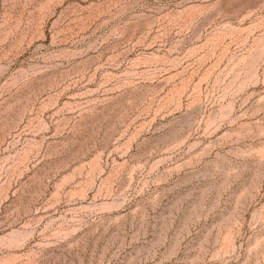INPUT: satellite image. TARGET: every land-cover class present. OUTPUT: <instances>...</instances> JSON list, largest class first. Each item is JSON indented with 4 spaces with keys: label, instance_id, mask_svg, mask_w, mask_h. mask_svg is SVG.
I'll return each mask as SVG.
<instances>
[{
    "label": "rangeland",
    "instance_id": "rangeland-1",
    "mask_svg": "<svg viewBox=\"0 0 264 264\" xmlns=\"http://www.w3.org/2000/svg\"><path fill=\"white\" fill-rule=\"evenodd\" d=\"M0 264H264V0H0Z\"/></svg>",
    "mask_w": 264,
    "mask_h": 264
}]
</instances>
